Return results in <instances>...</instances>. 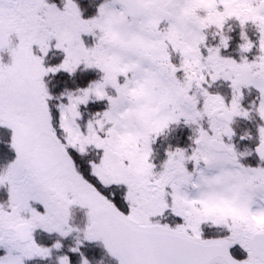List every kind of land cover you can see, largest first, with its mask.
I'll return each instance as SVG.
<instances>
[{
	"label": "snow or ice",
	"instance_id": "1",
	"mask_svg": "<svg viewBox=\"0 0 264 264\" xmlns=\"http://www.w3.org/2000/svg\"><path fill=\"white\" fill-rule=\"evenodd\" d=\"M0 264H264V0H0Z\"/></svg>",
	"mask_w": 264,
	"mask_h": 264
}]
</instances>
